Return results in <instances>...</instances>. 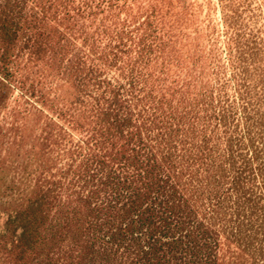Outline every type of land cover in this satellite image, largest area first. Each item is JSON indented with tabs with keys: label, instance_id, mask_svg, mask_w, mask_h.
Masks as SVG:
<instances>
[{
	"label": "rangeland",
	"instance_id": "374dc122",
	"mask_svg": "<svg viewBox=\"0 0 264 264\" xmlns=\"http://www.w3.org/2000/svg\"><path fill=\"white\" fill-rule=\"evenodd\" d=\"M0 264H264V0H0Z\"/></svg>",
	"mask_w": 264,
	"mask_h": 264
}]
</instances>
